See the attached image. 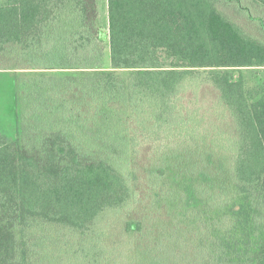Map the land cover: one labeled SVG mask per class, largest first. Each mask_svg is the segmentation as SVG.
<instances>
[{"label":"trees","instance_id":"obj_1","mask_svg":"<svg viewBox=\"0 0 264 264\" xmlns=\"http://www.w3.org/2000/svg\"><path fill=\"white\" fill-rule=\"evenodd\" d=\"M107 1L103 29L98 0H0V71L29 72L0 131V264H264V87L234 73L264 43L216 0ZM231 1L264 28V0ZM207 83L221 112L193 104ZM60 230L100 250L62 258Z\"/></svg>","mask_w":264,"mask_h":264},{"label":"rangeland","instance_id":"obj_2","mask_svg":"<svg viewBox=\"0 0 264 264\" xmlns=\"http://www.w3.org/2000/svg\"><path fill=\"white\" fill-rule=\"evenodd\" d=\"M223 0H216V5L218 7V10L223 13L226 17H228L233 22L240 25V27L249 35L259 39L261 42L264 43V28L261 27L260 23L254 20H251L247 12H241L236 5V2L234 1L227 2ZM99 3V18H98V24L103 29H107L108 27V1L107 0H98ZM236 5V6H235ZM253 12V17H260L264 21V5H253V3L250 4ZM255 6V7H253ZM259 21V20H258ZM29 72H15L14 70H1L0 71V131L7 134L8 137L13 138L14 137V131H15V116L14 112L12 110V104H14V89H13V77L14 76H20L24 75ZM236 75L242 74L245 78L246 87L247 88H254V87H264V67H246L242 70L234 71ZM20 74V75H17ZM191 89V88H190ZM189 89V91H190ZM207 91L205 92L204 90ZM186 94V97L184 100L187 104L188 100H190V95L194 94L192 92H189ZM188 99V100H187ZM218 97L214 92L213 86H210L208 83L203 88V90H196V98L193 97V104L196 105V107L200 108H209V110L213 113L216 110L221 112L223 109L220 108L218 104ZM216 105V107H215ZM215 108V109H214ZM217 108V109H216ZM204 110V111H205ZM209 110H207L209 112ZM201 112V110H200ZM225 114V111H224ZM228 116V115H227ZM210 119H214L213 116H209L207 119V123ZM109 217V215H108ZM108 217H105L99 222V224L96 226V229L98 231H102V224L106 221H108ZM57 234L56 243L54 246L56 248H63L66 250L61 251V257L65 258V256L68 254L72 255L73 257L77 255H87V258H93L94 253L98 252L100 250L99 247H96L95 244L97 240L90 239L87 241H84L78 234L68 232L65 230H60L58 232L53 231ZM134 241L133 234H127L123 231H121L120 234H118L115 237L114 246H121L122 244H125L128 247H131ZM87 243V244H86ZM96 247V248H95ZM53 248L52 246L50 247ZM94 248V249H93ZM83 264V262H81ZM88 264V263H87Z\"/></svg>","mask_w":264,"mask_h":264}]
</instances>
